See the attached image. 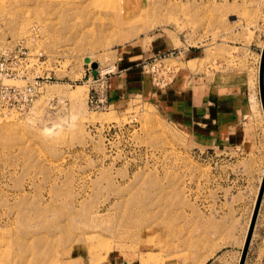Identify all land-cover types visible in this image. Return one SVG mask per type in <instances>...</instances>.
Masks as SVG:
<instances>
[{
	"label": "rangeland",
	"instance_id": "1",
	"mask_svg": "<svg viewBox=\"0 0 264 264\" xmlns=\"http://www.w3.org/2000/svg\"><path fill=\"white\" fill-rule=\"evenodd\" d=\"M257 18L264 0H0V264L241 250L263 167L259 91L232 147L195 143L175 103L194 82L242 80ZM263 235L264 218L251 255Z\"/></svg>",
	"mask_w": 264,
	"mask_h": 264
},
{
	"label": "crops",
	"instance_id": "2",
	"mask_svg": "<svg viewBox=\"0 0 264 264\" xmlns=\"http://www.w3.org/2000/svg\"><path fill=\"white\" fill-rule=\"evenodd\" d=\"M245 31L246 34L252 31V34L251 42L248 44L245 42L247 56H245V75L242 76L241 81L227 84L229 87L221 88L209 82H194V86L185 89L183 94L179 96L177 103L172 100L176 104L177 116L181 123L190 128L195 143L207 147L228 143L232 147L244 139L246 140L250 134L247 122L254 113V99L258 95L257 61L261 41L264 38V18L255 19ZM199 77L201 78V76ZM260 149H256L257 154L255 153V155L257 157H253V166L256 165V161L260 160V157L263 164L264 146ZM257 217L254 232L264 218V195ZM253 236L244 264L257 262L264 264V254L256 256L250 254ZM259 243L264 247V235L259 238ZM239 251L240 249L216 256L207 264H237Z\"/></svg>",
	"mask_w": 264,
	"mask_h": 264
},
{
	"label": "water",
	"instance_id": "3",
	"mask_svg": "<svg viewBox=\"0 0 264 264\" xmlns=\"http://www.w3.org/2000/svg\"><path fill=\"white\" fill-rule=\"evenodd\" d=\"M91 67L93 68V73H95L97 63L91 62ZM258 88H259V98H260V102H261V106H262V110H263V114H264V44H263V47L261 50L260 63H259ZM263 192H264V173H263L262 180L260 183L258 195H257L256 201H255L254 207H253V212H252L250 224H249V227L247 230V234H246V237L244 240V244L242 247L241 256H240L238 264H244V261H245L246 255H247L249 242H250L251 235L253 232V227L255 225V220H256L257 213L259 210V206H260V203L262 200Z\"/></svg>",
	"mask_w": 264,
	"mask_h": 264
},
{
	"label": "bare ground",
	"instance_id": "4",
	"mask_svg": "<svg viewBox=\"0 0 264 264\" xmlns=\"http://www.w3.org/2000/svg\"><path fill=\"white\" fill-rule=\"evenodd\" d=\"M263 44H264V39H263V41H262V44H261V50H262V47H263ZM260 56H261V51H260V53H259V58H258V63H257V83H258V73H259V63H260ZM258 85V84H257ZM258 91H259V88H258ZM262 107V106H261ZM263 111V110H262ZM264 119V118H263ZM263 167H262V172H261V176H259L260 177V179H259V183H258V186H257V191H256V195H255V200H254V203H253V207H254V204H255V201H256V198H257V195H258V191H259V187H260V183H261V180H262V176H263V173H264V160H263V165H262ZM263 194H264V192H263ZM263 197V196H262ZM261 202H262V200H261ZM260 206H261V203H260ZM260 206H259V209H260ZM252 212H253V208H252V211H251V214H250V216H249V219H248V223H247V227H246V229H245V234H244V238H243V241H242V244H241V250H240V253H239V255H238V260H237V264L239 263V259H240V256H241V251H242V247H243V244H244V240H245V237H246V234H247V230H248V227H249V224H250V220H251V216H252ZM258 213H259V210H258ZM258 213H257V216H258ZM155 214V213H154ZM257 218L258 217H256V220H255V224H256V221H257ZM159 221V220H158ZM163 221V220H162ZM165 221V220H164ZM160 222H161V220H160ZM156 224H158V223H156ZM162 224V223H161ZM163 225V224H162ZM165 225V224H164ZM254 227H255V225H254ZM254 227H253V230H254ZM252 234H253V232H252ZM253 235H251V237H252ZM199 240V239H198ZM197 240V241H198ZM200 241V240H199ZM250 242H251V239H250ZM250 242H249V245H250ZM195 244V243H194ZM197 244V243H196ZM248 248H249V246H248ZM247 253H248V250H247ZM247 256V255H246ZM246 259V258H245ZM245 262V261H244ZM201 264V263H200Z\"/></svg>",
	"mask_w": 264,
	"mask_h": 264
},
{
	"label": "built area",
	"instance_id": "5",
	"mask_svg": "<svg viewBox=\"0 0 264 264\" xmlns=\"http://www.w3.org/2000/svg\"><path fill=\"white\" fill-rule=\"evenodd\" d=\"M15 75H17V74H15Z\"/></svg>",
	"mask_w": 264,
	"mask_h": 264
}]
</instances>
